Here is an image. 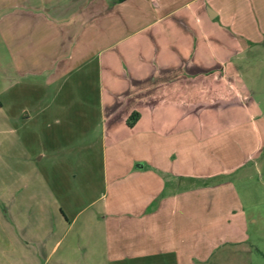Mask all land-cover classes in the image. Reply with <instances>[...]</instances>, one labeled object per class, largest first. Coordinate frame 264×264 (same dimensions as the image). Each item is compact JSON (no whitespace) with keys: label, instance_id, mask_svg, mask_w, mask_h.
<instances>
[{"label":"crops","instance_id":"1","mask_svg":"<svg viewBox=\"0 0 264 264\" xmlns=\"http://www.w3.org/2000/svg\"><path fill=\"white\" fill-rule=\"evenodd\" d=\"M7 2L0 23L5 22L8 28L13 79L35 81L41 88L43 94H39L34 112H48L49 109L59 113L64 112L66 106L70 107V111L55 117L56 128L66 140L71 138L69 129L73 127L81 130L94 126L100 128L106 122H110L109 127L123 124L127 130L138 126L144 118L150 119L152 129L171 126L175 117L171 113L190 112L191 105L196 104L192 101L205 104L208 88L205 80L208 77L221 80V73L207 72V52L200 56L199 48L210 49L216 62L221 64V47L230 49L237 44L229 47L211 38L225 30L234 33L232 37L238 43V32L246 36L256 31L264 32V0ZM149 29L156 33L148 40L141 39L136 43L138 57L129 54L133 48L125 51L126 59L110 53L115 45ZM214 46L219 50L213 51ZM225 54L226 57H236L238 51ZM96 77L98 87L94 88L89 82L92 84ZM104 81H112L113 88L106 91ZM115 81H120L121 87ZM192 91H195L193 100ZM123 95L126 100L119 102ZM22 112L24 127L29 126L34 115L29 106H25ZM68 112L70 114L65 115ZM117 112H124V115L116 118ZM160 112L166 113V117L158 114ZM184 120L185 115L182 116V131L177 134L182 144L188 132L185 129L189 127ZM89 154H82L81 158ZM43 155L41 153L38 159ZM144 167L143 163L136 169L128 168L122 177L135 174L139 179L145 175ZM173 175L176 179L169 181L172 184L168 187L163 183L159 188L156 181L155 200L153 195L137 199L152 208L143 215L140 211V214L133 212L135 221L118 229L126 233L121 234L117 242L111 239L110 225L113 223L109 219L111 216H107L109 202H105L97 213L82 219L81 210L68 216L62 204L54 200L49 204L52 211L39 215L44 229L21 235L18 239L17 244L26 251H9L11 264H131L140 262L136 260L175 255L176 251L183 254L186 251H208L212 255L225 246L238 251L235 247L246 239L221 233L214 226L224 221L221 218H232L235 214L233 206L228 207L229 211L224 215L216 200L213 203L190 200V192L201 190V187L190 184L191 178H209L213 181L211 187L215 188L218 183L214 179L220 178L222 173L214 170L196 175L180 171ZM40 182L47 187L45 180L40 179ZM138 182L143 190L142 181ZM147 190L154 189L147 187ZM38 206H41L39 202ZM54 209L58 213L56 218L51 216ZM79 222L90 223L93 227V231L82 230L77 235L78 239L87 237V248L80 249L74 235L66 248L58 251L64 242L63 231L72 230ZM130 236L131 239H124ZM196 255H193L196 263L206 262V258L197 259ZM185 263L193 264V261L178 262Z\"/></svg>","mask_w":264,"mask_h":264},{"label":"rangeland","instance_id":"2","mask_svg":"<svg viewBox=\"0 0 264 264\" xmlns=\"http://www.w3.org/2000/svg\"><path fill=\"white\" fill-rule=\"evenodd\" d=\"M7 3V0H0V16L6 11ZM153 30L128 37L123 44L111 48L110 53L126 59L125 51L133 48L129 54L138 57L136 43L154 36ZM233 34L223 30L216 38H211L229 47L237 44L230 49L221 47V64L216 62L210 49L199 48L200 56L207 52V72L221 73V80L208 77L205 104L192 101L196 104L191 105L190 112L171 113L172 117L175 115L171 126L152 129L150 119L144 118L138 126L127 130L123 124L109 127L110 122H106L100 128L73 127L69 129L71 138L66 140L56 128L55 117L70 111V107L66 106V110L59 113L49 109L48 112L33 111L43 92L35 81L13 79L8 28L5 22L0 23V264H11L9 251H26L17 244L18 239L44 229L39 215L51 212L49 204L54 200L62 204L68 216L81 210L82 219L97 213L109 202L107 216H111L109 219L113 223L110 234L112 241L117 242L118 237L126 233L118 229L135 221L133 212L140 211L143 215L152 208L137 199L153 195L155 200L156 181L159 188L163 183L168 187L172 184L169 181L176 179L173 174L177 172L197 175L214 170L222 173L220 178L214 179L218 183L214 189L209 178L190 179L192 186L201 187L200 192H190V200L203 203L216 200L224 215L228 207L233 206L232 218H221L224 221L214 226L221 233L246 239L235 247L238 251L226 246L212 255L208 251H186L185 255L176 251L175 255L136 260L140 262L131 264L189 261L193 264H264V32L256 31L247 36L238 32V43ZM215 50L219 49L214 46ZM227 51L233 54L238 51V54L226 57ZM119 82L115 81L121 87ZM112 84V81H104V89L110 90ZM89 85L98 87L97 77ZM194 94L192 91V100ZM118 100L125 101L126 97L123 95ZM25 106H29L34 115L26 127L22 112ZM158 114L166 117V113ZM123 115L124 112L115 113L116 118ZM183 115L189 125L185 129L188 132L184 144L177 135L182 131ZM87 152L90 154L82 159V154ZM41 153L44 155L38 159ZM143 163L144 176L139 179L135 174L122 177L128 168L136 169ZM40 179L45 180L47 187ZM140 180L143 190L144 186L154 190L146 187L143 191L138 186ZM57 211L54 209L51 216L56 218ZM96 219L101 220L99 216ZM229 219L232 223H227ZM82 230L93 231V227L90 223L79 222L72 230L63 231L64 242L58 251L65 249L74 235L79 248H87V237L77 238ZM195 254L197 259L206 258V262L196 263Z\"/></svg>","mask_w":264,"mask_h":264}]
</instances>
